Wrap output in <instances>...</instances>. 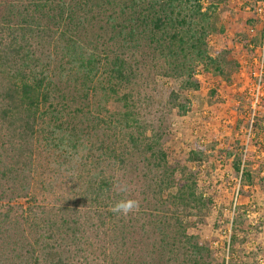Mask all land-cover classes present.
Listing matches in <instances>:
<instances>
[{"label": "trees", "instance_id": "16d2710c", "mask_svg": "<svg viewBox=\"0 0 264 264\" xmlns=\"http://www.w3.org/2000/svg\"><path fill=\"white\" fill-rule=\"evenodd\" d=\"M221 1L0 0V264L212 261L189 232L213 203L192 168L203 152L172 161L164 147L170 113L191 102L172 91L161 110L151 97L137 110L129 93L142 77L154 89V73L198 89L200 64L234 82L231 50L208 48ZM67 176L71 190H57ZM127 198L139 209L111 211Z\"/></svg>", "mask_w": 264, "mask_h": 264}, {"label": "rangeland", "instance_id": "374dc122", "mask_svg": "<svg viewBox=\"0 0 264 264\" xmlns=\"http://www.w3.org/2000/svg\"><path fill=\"white\" fill-rule=\"evenodd\" d=\"M213 20L218 29L208 48L212 54L231 50L239 64L234 82L200 64L194 76L198 89L184 88L182 77L154 73L155 88L147 89L146 78H138L129 98L137 110L138 99L150 97L161 110L172 91L191 102L187 113H170L164 147L172 161L186 160L193 150L203 152L202 165L192 168L198 172L199 189L210 194L213 203L203 214L191 217L189 227L215 252L212 261L203 264H264V172L257 171L264 164V136L257 139L255 129L264 124V107L258 106L264 97V0L221 1ZM122 109V101L111 102L104 114ZM238 157L244 168H252V178L236 172L233 164ZM43 161L42 170L47 167ZM68 181V176L61 178L56 189L70 191Z\"/></svg>", "mask_w": 264, "mask_h": 264}, {"label": "clouds", "instance_id": "9594fccd", "mask_svg": "<svg viewBox=\"0 0 264 264\" xmlns=\"http://www.w3.org/2000/svg\"><path fill=\"white\" fill-rule=\"evenodd\" d=\"M139 201L127 198L118 200L111 208L114 213L122 214L127 216L129 213L135 212L139 209Z\"/></svg>", "mask_w": 264, "mask_h": 264}]
</instances>
